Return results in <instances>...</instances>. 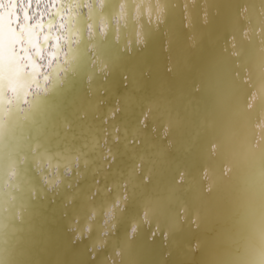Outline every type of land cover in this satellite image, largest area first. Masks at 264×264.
<instances>
[{"label":"snow or ice","instance_id":"snow-or-ice-1","mask_svg":"<svg viewBox=\"0 0 264 264\" xmlns=\"http://www.w3.org/2000/svg\"><path fill=\"white\" fill-rule=\"evenodd\" d=\"M180 2L181 0H156L155 4H150L151 15L155 16L153 23L151 17L148 20L143 18V6L137 4L136 0H99V6L104 11L97 10L96 0L92 4L77 3L76 0H51L46 7L52 18L45 21L44 11H39L40 20L33 24L29 23L32 17L28 12L33 0H27L26 7L23 6V0H19L23 8V23L17 12L18 0H0V244L7 243L9 236L17 243L23 242L25 234L31 232L34 226L33 206L44 200L54 204L65 186L70 187L80 176L81 167L86 168L88 165L86 153L83 152V148L88 145L78 147L73 142V123L64 114L69 94L77 79L79 83H84L87 78L89 95L95 94L94 85L108 82L110 73H118L123 86H127L130 75L123 61L148 48L149 42L160 31L161 26L167 23L168 12L164 9L171 10L174 3L179 5ZM35 3L39 10L45 0H35ZM196 3L197 0H183L185 28L193 27L189 8ZM204 4L207 5V0H204ZM117 6L120 11H117ZM84 7L89 9L88 20L92 22L87 24L90 31L87 37L83 35L87 22L79 12ZM134 10L137 13L135 23L132 19ZM65 11L67 17L63 15ZM105 15L109 18H127V24L124 29L112 27L106 31L96 27L97 19ZM77 17L81 36L77 48H72L73 42L68 41V52L64 54L67 57L64 63L68 68L57 64L50 73L52 84L45 90V94L33 95L29 101L26 98L29 95L27 89L31 83H38L35 77L39 68L29 54V46L35 49V56L43 59L41 49L48 47L49 41L54 39L56 43L52 47L56 51L50 53V57H58L61 47L59 42L62 39L59 35L53 37L51 33H47L41 40L37 30L43 31L45 24L51 28L56 18L64 19L65 24L72 25ZM201 21L204 25L209 22L207 7L202 10ZM241 21L243 27L240 26ZM14 24L17 27H13ZM65 24H60L59 28L63 29ZM136 24L141 26L139 32L136 31ZM129 27L133 36L129 40H122L119 33ZM67 31L72 34L77 28L68 27ZM164 35L167 36L168 33L165 32ZM253 35L257 37L255 45L252 43ZM188 39L190 45L195 47V35H189ZM165 45L168 51L170 41L165 40L164 50ZM20 52L24 55L21 56ZM221 52L234 61L236 71L232 73V78L235 84L249 91L243 103L232 101L231 88L218 93V112L206 122L209 128L215 130L214 139L207 146L208 157L211 161L219 160L220 163L202 167L199 173L201 183L196 192L197 206L189 213L188 206L181 205L178 212L168 218L163 232L159 220L154 226L152 223L160 213L161 201L145 198L138 218L130 224L124 246L115 250L111 256L114 264H123L128 243L139 234L140 224L152 229L148 237L150 242L162 237L167 246L179 226L189 224L193 231H200L202 226L207 228L213 221L216 231L209 249L208 264H264V0H259V8L255 0H245L239 7L232 22V31ZM25 59L28 64H21L20 61ZM27 66L32 71L26 74L24 68ZM165 70L169 73L173 71L171 57ZM61 72L64 73L63 77L59 75ZM48 79V75L44 76L45 81ZM200 90L201 85L197 83L193 91L198 93ZM8 92L13 94L12 97L6 95ZM21 100L29 105L26 109H21ZM6 103L11 107L5 108ZM120 104V100L116 101L106 115L115 119L122 111ZM156 107L155 104L147 106L142 115L143 123L141 119L139 121L140 128L147 127V121ZM88 115L87 110H82L79 118L87 120ZM177 123L168 118L161 129L153 125V133L159 131L168 149L173 147V142L168 138ZM257 129L260 130L258 134ZM110 130L105 140L107 150L99 153L109 167L116 162L109 139L113 143L120 140L117 133L121 129L114 127ZM103 139L104 137L95 138L93 147L100 148ZM126 142L136 147L143 140L134 133L126 135ZM161 155L162 153H157L158 157ZM66 171L71 172V179L66 177ZM121 176L115 181L114 195L102 207L104 216L111 211L113 219H104L105 224L101 227L99 221L103 217L98 216L95 209H90L83 217H73L66 228L72 236L73 245L82 242L86 235L90 236L94 229L96 233L107 231V236L96 235L91 251L88 249L92 261L96 260L98 246H105L109 236L114 235L113 230L116 232L130 200V192L134 193L139 187L137 177H143V184L151 183L152 180L151 169L148 173L144 172L143 156L138 157L128 172ZM7 177L11 179H6ZM186 178L185 170L177 172L174 187L168 189L166 199L174 197L175 186L184 185ZM5 183L8 185L7 189L4 188ZM97 191L101 190L98 188ZM111 192L113 188L105 184L103 193ZM90 196H95V193ZM204 197L210 199L204 200ZM65 200L63 207L67 208L72 201L67 197ZM118 202L124 206L123 211ZM108 204H111V209ZM64 217L67 218L66 212ZM86 227L89 229L87 233ZM133 228L135 231L130 232ZM201 243L200 239L194 240L190 245L191 250L198 253ZM3 251L0 248V264H6L2 258ZM170 255L165 253L166 258ZM105 259L108 264V258Z\"/></svg>","mask_w":264,"mask_h":264},{"label":"bare ground","instance_id":"bare-ground-1","mask_svg":"<svg viewBox=\"0 0 264 264\" xmlns=\"http://www.w3.org/2000/svg\"><path fill=\"white\" fill-rule=\"evenodd\" d=\"M50 2L51 0H45V3H42L37 10L33 0L32 7L28 10L29 16L32 17L29 23L34 24L40 20L39 11H44L45 21L51 19L46 7V4ZM76 2L92 4L93 0H76ZM136 2L143 6V18L148 20L151 17L154 23L155 16L151 15L149 5L155 4L156 0H136ZM244 2L245 0H207L209 22L204 25L201 21L202 10L205 7L204 0H197L196 5L189 8L193 22V27L190 29L184 27L183 0L179 5L174 3L171 10L164 9L168 12L167 23L161 26L160 31L149 42L148 48L138 54L130 55L123 61L130 75L126 87L123 86L118 73H110L108 82L94 85L95 94L89 95L87 78L84 83H79L77 79V83L69 94V103L64 108V114L73 123L75 134L73 142L78 147L83 144L88 145L83 148L88 165L86 168L81 167L80 176L70 187L65 186L54 204L44 200L33 206L34 226L31 232L25 234L23 242L17 243L9 236L7 243L0 244V248L4 249L2 258L6 264H107L106 257L108 264H114L111 256L115 250L124 246L130 224L138 218L145 198L161 201L160 213L152 223L154 226L159 220L162 232L167 226L168 218L175 215L181 205H187L191 213L198 203L196 192L201 183L200 170L210 163L217 165L220 163L219 160L211 161L207 153V146L214 139L215 130L209 128L206 122L218 112L217 95L231 88V99L238 103H243L248 95V89L236 85L233 81L232 73L236 71L234 61L221 52L232 31V22ZM255 3L258 7L259 0H255ZM23 6H27V0H23ZM96 6L98 11H104L99 6V0H96ZM117 11H120L119 6ZM17 12L23 23V8L19 0ZM79 12L87 22L83 28V35L87 37L90 34L87 24L92 23L88 20L89 9L84 7L79 9ZM63 15L67 17V11ZM136 16L137 13L134 10L133 23L136 21ZM78 19L79 17L73 21L72 25H68L65 24L64 19L56 18L51 28L45 24L43 31L37 30L41 40L47 33H51L53 37L59 35L62 39L59 42L61 47L58 57H50V53L56 51L52 47V44L56 43L54 39L49 41L48 47L41 49L43 59L35 56V49L29 46V54L39 65L35 77L38 83H31L27 89L29 95L26 98L29 101L33 95L45 94V90L52 84L50 73L57 64L68 68V65L64 63L67 58L64 54L68 52L69 40L73 42L72 48L79 46L77 42L80 40L81 32ZM60 24H65V27L59 28ZM126 24L127 18L116 16L109 18L107 15L96 21V27L105 31L112 27L124 29ZM240 26L243 27L242 21ZM13 27L17 25L14 24ZM68 27H75L77 31L69 34ZM140 28L141 26L136 24L137 32ZM165 32L168 33L167 36L164 35ZM192 34L196 37L195 47L190 45L188 39ZM119 36L125 41L131 39L132 29L129 27L126 31L119 33ZM166 39L171 43L168 51L164 50ZM256 42L257 37L253 35V45ZM20 55L23 56L24 53L20 52ZM169 57L173 65L171 73L165 70L169 64ZM243 58L242 56L241 59ZM20 63L27 65L28 61L25 59ZM31 71L30 66L24 68L26 74ZM145 72L148 75H145ZM97 74H100L99 71ZM46 75L49 76L47 81L44 80ZM59 75L63 77L64 73L61 72ZM197 83L201 85L198 93L193 91ZM6 95L12 97L13 94L8 92ZM117 99L121 101L122 111L114 119L106 114L114 107ZM13 103L15 104V100ZM149 104H155L157 107L147 121V127L140 128L139 121ZM28 106L23 100L20 101L21 109H26ZM9 107L11 106L6 103L5 108ZM82 110L88 111L87 120L79 118ZM168 118L178 122L168 138L173 142L171 149L166 147V141L161 139L159 131L156 133L152 131L153 125L161 129ZM106 119L107 123H105ZM114 127L121 129L117 133L120 140L113 143L109 139V145L116 156V162L109 167L99 153L106 152L105 140L110 129ZM256 131L258 134L260 130ZM134 133L143 140V143L136 147L126 142V135ZM97 137H104L98 149L93 147ZM157 153L162 155L158 157ZM140 156L144 157V172L148 173L151 169V183L143 184L141 183L143 177H137L139 187L134 193L130 192V200L115 234L109 236L107 244L99 249L96 260L92 261L88 249L93 246L96 235L103 237L102 232L96 233L94 229L90 236L73 245L72 236L66 228L73 217H83L84 213L90 209H95L97 215L103 217L99 221L100 226L103 227L104 202L114 195L115 181L122 178L121 174L127 173ZM179 170L187 172V182L184 185L175 186L174 197L168 200L166 199L167 191L174 187V180ZM66 177L71 179L70 176L66 175ZM105 184L112 187L113 192L103 193ZM7 187L5 183L4 188L7 189ZM98 188L101 191H97ZM91 193H95V196H90ZM66 197L72 201L67 208L63 207ZM110 206L111 204H108V207ZM65 212L67 218L64 217ZM151 231L152 229L147 225L140 224L139 234L135 240L128 243L123 264H208L209 249L216 231L214 221L210 222L207 228L202 226L200 231H193L189 224L179 226V229L173 232L167 246L164 245L162 237H157L150 242L148 237ZM196 239L202 242L198 253L193 252L190 247ZM165 253L171 255L166 258Z\"/></svg>","mask_w":264,"mask_h":264},{"label":"clouds","instance_id":"clouds-1","mask_svg":"<svg viewBox=\"0 0 264 264\" xmlns=\"http://www.w3.org/2000/svg\"><path fill=\"white\" fill-rule=\"evenodd\" d=\"M205 7H206V5H205ZM257 8H259V6ZM258 32H259V29H257V33ZM165 51H167V45H165ZM145 75H147V72L145 73ZM116 101H119V99H117ZM141 122L143 123V117H141ZM105 123H107V119L105 120ZM169 143H171V142H169ZM138 167H139V165H138ZM65 174L68 175V176H71V172L70 171H66ZM145 182L147 183V180ZM57 183H59V182H57ZM118 206L121 208L122 211L124 210V206L121 205V204H119V202H118ZM109 208L111 209L112 206H110ZM113 215L114 214L111 211H109V213L105 216V220H111V219H113ZM91 219H92V217H90V220ZM105 220L103 221V224H105ZM85 231L87 233L89 231V229L86 227ZM131 231H135V228L131 229L130 232ZM113 233L115 234V231L114 230H113ZM107 235H108L107 231H105V232L102 233V236H107ZM86 238H87V235L84 237V239H86ZM101 247L102 246H98V250ZM89 251H91V248H89Z\"/></svg>","mask_w":264,"mask_h":264}]
</instances>
